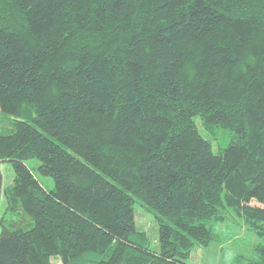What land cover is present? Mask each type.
I'll use <instances>...</instances> for the list:
<instances>
[{"label":"trees","instance_id":"16d2710c","mask_svg":"<svg viewBox=\"0 0 264 264\" xmlns=\"http://www.w3.org/2000/svg\"><path fill=\"white\" fill-rule=\"evenodd\" d=\"M0 113V264H191L237 217L264 237V0H0Z\"/></svg>","mask_w":264,"mask_h":264},{"label":"rangeland","instance_id":"374dc122","mask_svg":"<svg viewBox=\"0 0 264 264\" xmlns=\"http://www.w3.org/2000/svg\"><path fill=\"white\" fill-rule=\"evenodd\" d=\"M12 132V126L8 118H4L0 113V134L7 135ZM228 140L223 139L222 145H227ZM214 150H218L217 143L214 142ZM29 167L35 172L38 179L48 190L55 187L54 180L50 177L42 176L38 167V160L28 161ZM3 174V186L7 188L14 182V171L9 162L1 164ZM6 202L3 198L1 212L5 209ZM137 227L144 231L150 238V248L159 251V232L154 214L150 213L139 203L135 205ZM215 231L220 236V241H214L206 248L197 247L194 249L189 260L191 264H249L256 258L257 247L264 243V237L257 235L250 230L240 218H231L217 224ZM1 232V226H0Z\"/></svg>","mask_w":264,"mask_h":264}]
</instances>
